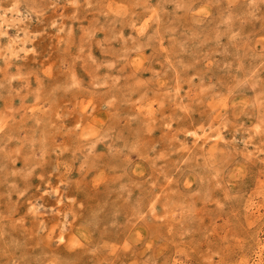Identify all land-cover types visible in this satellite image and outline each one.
I'll list each match as a JSON object with an SVG mask.
<instances>
[{"label":"rangeland","instance_id":"obj_1","mask_svg":"<svg viewBox=\"0 0 264 264\" xmlns=\"http://www.w3.org/2000/svg\"><path fill=\"white\" fill-rule=\"evenodd\" d=\"M0 264H264V0H0Z\"/></svg>","mask_w":264,"mask_h":264}]
</instances>
